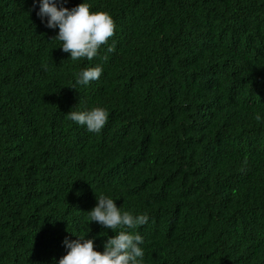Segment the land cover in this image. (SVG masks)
<instances>
[{
    "label": "trees",
    "instance_id": "trees-1",
    "mask_svg": "<svg viewBox=\"0 0 264 264\" xmlns=\"http://www.w3.org/2000/svg\"><path fill=\"white\" fill-rule=\"evenodd\" d=\"M82 2L116 25L91 61L60 49L38 0H0V264H59L79 237L103 252L100 195L148 215L128 229L143 264H264V0L64 6ZM94 107L99 133L67 117Z\"/></svg>",
    "mask_w": 264,
    "mask_h": 264
},
{
    "label": "clouds",
    "instance_id": "clouds-1",
    "mask_svg": "<svg viewBox=\"0 0 264 264\" xmlns=\"http://www.w3.org/2000/svg\"><path fill=\"white\" fill-rule=\"evenodd\" d=\"M39 11L37 15L42 21L46 17V27L58 28V34L53 37L62 42L60 49L70 53L72 60L87 59L91 61L98 55L102 45L115 35V21L108 12L91 11L88 3H80L69 9L64 5L68 0H38ZM37 0H33V5ZM115 44L107 48L111 53ZM107 55L104 60H107ZM103 69L100 66L85 68L78 73L77 84L87 85L98 80ZM68 119L79 125L86 126L90 133H99L108 122L109 113L105 108L94 107L91 110L70 111ZM259 114L256 120L260 121ZM96 206L89 211L90 222H96L106 229L116 233L104 244L103 252L95 250L93 239L81 238L69 241L65 239L64 245L67 254L59 260V264H143L144 251L141 245L143 237L128 231L145 224L149 217L147 214L136 215L128 211H121L115 200L105 195L97 197ZM119 229L118 232L115 230Z\"/></svg>",
    "mask_w": 264,
    "mask_h": 264
}]
</instances>
